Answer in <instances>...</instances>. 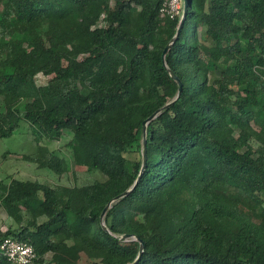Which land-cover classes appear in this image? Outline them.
<instances>
[{
	"label": "trees",
	"instance_id": "16d2710c",
	"mask_svg": "<svg viewBox=\"0 0 264 264\" xmlns=\"http://www.w3.org/2000/svg\"><path fill=\"white\" fill-rule=\"evenodd\" d=\"M160 7L0 0V139L22 126L48 143L71 133L74 166L105 176L0 181L16 224L0 244L32 245L33 264H264V0H188L167 67L180 19ZM166 105L140 177L143 124ZM36 141L25 161L70 172ZM0 264H12L1 251Z\"/></svg>",
	"mask_w": 264,
	"mask_h": 264
},
{
	"label": "rangeland",
	"instance_id": "374dc122",
	"mask_svg": "<svg viewBox=\"0 0 264 264\" xmlns=\"http://www.w3.org/2000/svg\"><path fill=\"white\" fill-rule=\"evenodd\" d=\"M184 8V1H183ZM102 25V24H101ZM203 34V30H201ZM15 44V43H13ZM47 79L43 76L37 78L39 85H44ZM41 145L48 146L55 151L59 157L67 160L70 172L59 177L52 171L39 169L36 164L24 160V156L34 154L37 150V141ZM72 139L71 133H64L59 141L46 142L41 135L29 126H22L21 129L12 137L0 139V176L4 182H10V178L23 181H38L49 186L63 185L68 188L74 186H84L95 181L105 180V176L98 171L87 170L86 168H76L72 160V150L69 142ZM4 207L0 206V229L6 232L8 229H15L16 224L6 214ZM50 256H53L50 254ZM55 259L57 257L54 256Z\"/></svg>",
	"mask_w": 264,
	"mask_h": 264
},
{
	"label": "built area",
	"instance_id": "2783aa9c",
	"mask_svg": "<svg viewBox=\"0 0 264 264\" xmlns=\"http://www.w3.org/2000/svg\"><path fill=\"white\" fill-rule=\"evenodd\" d=\"M161 2L160 15L171 20L180 19L183 16V0H159ZM0 251L12 264H33L37 254L32 245L19 242L12 237H6L0 244Z\"/></svg>",
	"mask_w": 264,
	"mask_h": 264
},
{
	"label": "water",
	"instance_id": "95a60500",
	"mask_svg": "<svg viewBox=\"0 0 264 264\" xmlns=\"http://www.w3.org/2000/svg\"><path fill=\"white\" fill-rule=\"evenodd\" d=\"M183 1H184V13H183V16H182V18H181V20H180V23H179L178 32H177L175 38L172 40V43H170V44L166 47V49L164 50L163 55H162V60H163L164 67H167L166 62H165V58H166V56H167L169 50L171 49L172 44H173V43L177 40V38L179 37V34H180L181 30H182V27H183V25H184V22H185V19H186V16H187L188 0H183ZM171 76H172V79H173L175 82H177L178 85H179V92H178V97H177V98H180L181 93H182V89H183V84H182V82L180 81V79H179L174 73H171ZM169 106H170V105H166L164 108H162V109H160L159 111H157L155 114H153V115H152L147 121H145L144 124H143V141H144V147H143V153H142V156H143V167H142V170H141V175H140V177L142 176V173H143V171L145 170L146 165H147V126H148V124H149L152 120H154V119L158 116V114H159L162 110L168 108ZM140 177H139L138 181L136 182V184L139 182ZM127 194H128V192H126V193H124L123 195L119 196L117 199L119 200V199L123 198L124 196H126ZM110 208H111V205L109 204V205L105 208V210L103 211V213H102V215H101V221H102L103 225H104V218H105V216H106V213H107V211H108ZM127 238H128V236H124V239H127ZM136 240L139 241L138 239H136ZM143 249H144V244L141 242V253H140L139 259H140L141 255H142V253H143ZM139 259H138V260H139ZM138 260H137V261H138Z\"/></svg>",
	"mask_w": 264,
	"mask_h": 264
},
{
	"label": "crops",
	"instance_id": "0c3cea01",
	"mask_svg": "<svg viewBox=\"0 0 264 264\" xmlns=\"http://www.w3.org/2000/svg\"><path fill=\"white\" fill-rule=\"evenodd\" d=\"M0 171H1V169H0ZM0 181H2V178H1V176H0ZM7 214V213H6ZM11 219V218H10ZM12 220V219H11ZM14 222V221H13ZM2 232H4L2 229H0ZM9 230V229H8Z\"/></svg>",
	"mask_w": 264,
	"mask_h": 264
}]
</instances>
